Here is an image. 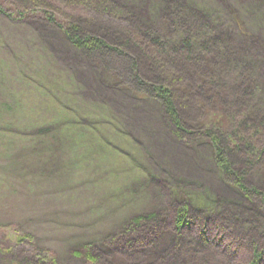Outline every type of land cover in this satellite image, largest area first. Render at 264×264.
<instances>
[{"label": "rangeland", "instance_id": "obj_1", "mask_svg": "<svg viewBox=\"0 0 264 264\" xmlns=\"http://www.w3.org/2000/svg\"><path fill=\"white\" fill-rule=\"evenodd\" d=\"M119 1L145 21L168 1L171 13L181 3L201 13L253 65L264 110V0ZM43 2L56 8L55 21L33 12L16 19L31 0H0L15 11L0 14V264H43L18 236L48 264H249L254 244L264 251L259 200L223 178L206 141L173 135L157 99L114 84L75 49L61 28L76 10L69 0ZM145 132L166 141L152 145ZM262 174L252 171L249 182L264 192ZM184 202L192 223L178 239ZM149 214H159L161 240L128 253L118 240Z\"/></svg>", "mask_w": 264, "mask_h": 264}, {"label": "trees", "instance_id": "obj_2", "mask_svg": "<svg viewBox=\"0 0 264 264\" xmlns=\"http://www.w3.org/2000/svg\"><path fill=\"white\" fill-rule=\"evenodd\" d=\"M69 1L76 10L71 9L69 20L60 25L75 49L109 73L119 87L124 84L131 92L157 99L166 110L173 135L189 144L206 141L223 178L251 204L259 200L264 207V192L249 182L250 173L256 169L264 176V110L256 102L254 67L247 57L223 34H213V24L185 3L180 4L182 11L171 13L172 3L164 2L160 16L145 21L119 0ZM31 2L25 11L17 10L16 19L33 12L55 21L53 5L43 0ZM0 14L12 18L15 11H4L0 5ZM188 203L178 208L174 229L178 239L192 223ZM158 215L138 216L128 226L134 236L129 237L127 231L128 238L118 240V245L140 255L154 236L157 239L151 244L161 240ZM16 240L17 246H30V255L36 256L38 263L48 262L49 257L28 236ZM253 247L255 254L249 264H263L264 251L258 244ZM87 258L95 262L88 254Z\"/></svg>", "mask_w": 264, "mask_h": 264}, {"label": "bare ground", "instance_id": "obj_3", "mask_svg": "<svg viewBox=\"0 0 264 264\" xmlns=\"http://www.w3.org/2000/svg\"><path fill=\"white\" fill-rule=\"evenodd\" d=\"M140 115V114H139ZM170 130H171V127H170ZM172 131V130H171ZM144 135V137H145V140H147V142L148 143H150V144H152V145H155V146H157V145H161V143L162 142H165L166 140H165V136L163 135V133H161V132H145V133H143ZM166 221L167 220H164V222L166 223ZM230 239H231V237H230ZM232 239H234V238H232ZM232 243V242H231ZM155 246V245H154ZM205 246H208L207 244L205 245ZM253 252H255V251H253ZM253 258H254V255H253V257L251 258V260H250V262H252L253 261ZM249 262V263H250Z\"/></svg>", "mask_w": 264, "mask_h": 264}]
</instances>
